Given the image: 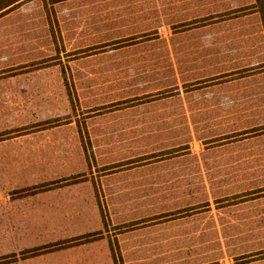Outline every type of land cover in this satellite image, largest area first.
Segmentation results:
<instances>
[{"label": "rangeland", "instance_id": "1", "mask_svg": "<svg viewBox=\"0 0 264 264\" xmlns=\"http://www.w3.org/2000/svg\"><path fill=\"white\" fill-rule=\"evenodd\" d=\"M251 1L188 0L189 16H167L168 0H24L0 15V190L92 176L115 264H264V34ZM217 11L200 29L135 37ZM113 173L128 178L124 196L100 192ZM19 231L0 228V257L16 259ZM121 235L137 244L122 251Z\"/></svg>", "mask_w": 264, "mask_h": 264}, {"label": "crops", "instance_id": "2", "mask_svg": "<svg viewBox=\"0 0 264 264\" xmlns=\"http://www.w3.org/2000/svg\"><path fill=\"white\" fill-rule=\"evenodd\" d=\"M67 1L69 0L54 4L57 5ZM137 1L145 2L146 0ZM187 1L168 0L167 16H189L187 15ZM253 2L254 0L246 5H251ZM239 7H244V5L223 11H235ZM223 11L194 18L173 19L163 27L143 31L135 37L154 36L156 35L154 31H157V29H167L165 34L167 37L184 34L207 26L200 24L201 17L217 16L218 13H223ZM238 18L237 16L230 17L229 20ZM191 21L198 24L193 26L197 28H189L191 27ZM144 33L150 34L144 35ZM127 37H132V35ZM249 67L253 68L255 65L242 68L248 69ZM250 72L254 73V69H250ZM251 76H255V74H250L247 77ZM196 89L198 88L193 91ZM39 147H42L41 144H39ZM73 176L75 175H70L68 178ZM104 176L105 181L108 183H103V190L100 189V192L103 191L105 196H124L126 192L122 193V190H127L126 182L128 178L119 173ZM59 179H53L39 185H36L37 183L29 184L18 189L0 190V228L21 230L15 233V243L23 245L20 252H14L17 254L15 260L3 261L0 264H115L110 239L105 233H102L105 232V225L97 202V190L99 191V189L96 190L95 188L94 178L89 176L82 181L68 183L64 187H56L55 185L42 188L67 178ZM133 180L137 181L138 178H133ZM34 187H41L42 189L33 190ZM94 233H100V235L89 241L60 245L63 242ZM129 241L130 238L125 235H121V238L118 237V244L122 251H125L124 246L130 243ZM130 244H137V242L133 243L132 240ZM30 250L41 251L24 256L23 252ZM121 254L124 255V252H121ZM5 257L8 256L0 257V259Z\"/></svg>", "mask_w": 264, "mask_h": 264}, {"label": "trees", "instance_id": "3", "mask_svg": "<svg viewBox=\"0 0 264 264\" xmlns=\"http://www.w3.org/2000/svg\"><path fill=\"white\" fill-rule=\"evenodd\" d=\"M24 0H0V15H3L4 13L12 10L13 8H15L16 6H18L20 3H22ZM45 5H52L54 3H57V2H60V1H64V0H43ZM245 11L246 13H258V15L260 16V20H261V25H262V30H263V33H264V0H254V2L249 5V6H246L245 8ZM240 12H243L242 11H235L233 12L235 15L237 13H240ZM239 15V14H237ZM234 17V16H232ZM144 37V36H143ZM78 177L76 176H73V177H70V178H67V179H64V180H60V181H57V182H54L52 184H49L45 187H42V188H49V187H52L54 185H57V184H68V183H72V182H75L77 181ZM41 187H34L32 188L33 190H39V189H42ZM100 235V233H94V234H89V235H85V236H81L79 238H76V239H73V240H70V241H67V242H63L62 244H60L61 246H64V245H67V244H72V243H81V242H85V241H89L93 238H96ZM41 250H30V251H27V252H23V254H25L24 256L26 255H30V254H34V253H37ZM14 258V257H13ZM11 258H2L0 259V262H3V261H8V260H11Z\"/></svg>", "mask_w": 264, "mask_h": 264}]
</instances>
